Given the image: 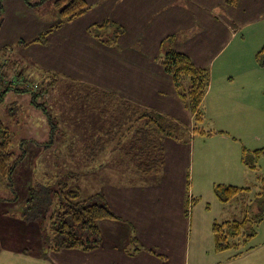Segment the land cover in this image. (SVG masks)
<instances>
[{
	"label": "crops",
	"instance_id": "0c3cea01",
	"mask_svg": "<svg viewBox=\"0 0 264 264\" xmlns=\"http://www.w3.org/2000/svg\"><path fill=\"white\" fill-rule=\"evenodd\" d=\"M86 1L92 6L88 13L55 30L45 45H33L29 53L35 61L60 81L73 80L76 85L113 93L182 122L191 139L188 143L165 140V167L159 175L144 177L126 171L130 180L100 190L117 218L98 222L101 244L97 249L63 250L48 254L45 260L50 264H239L244 258L236 256L238 251H215L212 230L207 228L212 208L196 213L203 194H195L194 185L203 173L196 174L194 157L196 141L206 145L205 138H217L208 150L212 158L213 147L220 148L215 144L224 146V152L220 151L224 159L218 164L225 166L223 170L234 162L245 164L244 148L264 149L257 148L264 147L258 133V120L264 118V62L256 58L264 47V0H236L234 5L228 0ZM23 4L24 0L14 3L24 10ZM49 9L54 10L51 20L27 11L31 17L18 20L19 29L35 39L52 28L60 21L54 2L39 6L37 12ZM108 19L125 29L115 46L104 45L88 33L90 26ZM170 37L175 52L209 69L210 86L201 109L211 130L223 134L193 136L194 116L162 66L161 45ZM102 126L89 135H98L106 124ZM207 161L201 166L213 168ZM246 165L255 181L259 175L264 177V171ZM242 170L229 175L243 181L249 171ZM226 215L221 222L231 220L230 212ZM220 221L214 218L212 225Z\"/></svg>",
	"mask_w": 264,
	"mask_h": 264
},
{
	"label": "rangeland",
	"instance_id": "374dc122",
	"mask_svg": "<svg viewBox=\"0 0 264 264\" xmlns=\"http://www.w3.org/2000/svg\"><path fill=\"white\" fill-rule=\"evenodd\" d=\"M15 1L0 0V122L10 130L14 158L22 157V160L17 163L11 178L0 183V264H50L48 260L43 259L41 248L46 223H32L24 216L30 190L38 191L40 186L49 183L55 188L56 182L65 180L67 174L84 172L81 179L83 182L79 185L82 187L83 196L87 198L110 184L130 180L126 167L122 166L120 169L121 167L116 166L122 160L127 162L128 159L121 155L116 141L111 142L108 149L114 152L102 156L94 164H103L99 173L90 176L87 174L92 170L84 167L81 149L87 138L92 136L89 133L95 131L98 126L103 127L106 119L103 120L97 114L95 99L87 98L90 102H85L73 80L49 85L52 74L29 53L33 45L41 44L33 43L34 39L27 34L26 29H19L20 21L31 17L27 11H32L42 20H51L54 10L49 9L46 13L39 14L38 7H31V4H37L40 0H28L29 5L24 2V10L14 5ZM48 3L52 4L53 0ZM15 20L17 22L13 25ZM9 82H13V86L18 88H29L35 94L5 91V85ZM258 121V133L264 142V118ZM208 123L206 119L202 127L211 130L212 127ZM205 139L207 147L196 141L195 169L196 174L203 173V176H197L194 191L195 194H203V201L196 205V213L199 212L198 209L204 210L206 206L212 208L209 215L211 221L207 227L211 231L212 219L220 221L221 216H227L229 212L232 217L228 218H238L241 209V206H236L235 203L232 207L220 203L214 192L216 185L252 187L254 193L259 192V185L254 176L249 175L251 171L246 164L242 165L240 162L236 165L234 162L227 170H223L225 166H218L224 159L221 158L224 146L215 144L220 148L213 147L212 158L208 150L217 138ZM207 159L209 161L206 163L213 165V168L206 169L201 166V162ZM247 162L257 165L260 173L264 171V156L258 161L248 157ZM243 167L249 173L242 177L243 181H234L229 173L243 171ZM203 168L206 169L205 173ZM122 173L123 175H120ZM246 177L251 178L245 179ZM71 180L70 185L75 186L74 179ZM250 197L253 198V194ZM223 208L227 211L222 212ZM248 248L249 251L242 249L241 253L244 254H240V257L244 259L239 264H264V221L257 227V236L249 243Z\"/></svg>",
	"mask_w": 264,
	"mask_h": 264
},
{
	"label": "trees",
	"instance_id": "16d2710c",
	"mask_svg": "<svg viewBox=\"0 0 264 264\" xmlns=\"http://www.w3.org/2000/svg\"><path fill=\"white\" fill-rule=\"evenodd\" d=\"M28 0H25L27 5ZM49 2L40 0L31 7H39ZM58 11L60 21L49 30L38 35L32 42L45 45L49 36L64 25L84 16L92 8L86 0H53ZM236 0H228L234 5ZM125 29L112 20L102 24H94L88 28V33L107 46H115ZM163 52L162 66L172 77L176 92L186 109L194 116L193 136L210 137L223 134L222 131L206 130L202 125L206 121L202 111V103L210 86V71L196 66L188 56L177 53L172 48V38H167L161 45ZM257 61L264 62V47L257 54ZM49 85H55L62 79L58 75H51ZM79 95L95 99L97 112L106 118V127L98 135L87 138L82 147V158L86 168L92 171L90 175H97L102 165L94 166L97 161L108 153V145L116 141L121 155L128 159L116 166L130 172H137L144 177H154L165 167V140L177 143H188L191 133L188 127L154 109L143 108L113 93L97 89L89 85H76ZM32 92L29 88H18L13 82L5 85V91ZM35 94V92H32ZM124 145V146H123ZM123 146V147H122ZM114 152V151H112ZM264 156V149L249 151L243 149L242 160L247 163L248 157L256 161ZM22 157L14 158L12 151V136L10 130L0 122V183L11 175ZM250 168L259 172L255 164ZM84 172L67 174L65 180L56 182L54 188L50 183L40 186L38 191L30 190V198L24 214L30 222L46 223L44 228L43 257L48 259L49 253L63 250H79L91 252L101 244V233L98 222L104 219L117 218L111 211L103 193H95L87 198L83 196L81 184ZM75 186H71L72 180ZM259 192L254 193L252 187H238L219 184L214 188L217 199L225 206H241L238 218L221 223H214L212 234L216 252L230 250L238 251L236 256L248 248L249 243L257 236V227L264 221V177L257 178ZM253 194V198L250 195ZM237 211V210H235ZM257 213V214H256ZM135 240V239H134ZM137 243L135 240L134 243ZM138 249H135V251ZM136 251V252H137ZM164 259V258H163Z\"/></svg>",
	"mask_w": 264,
	"mask_h": 264
}]
</instances>
